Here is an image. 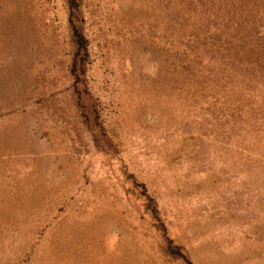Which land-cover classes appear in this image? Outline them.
Segmentation results:
<instances>
[{
	"label": "rangeland",
	"instance_id": "374dc122",
	"mask_svg": "<svg viewBox=\"0 0 264 264\" xmlns=\"http://www.w3.org/2000/svg\"><path fill=\"white\" fill-rule=\"evenodd\" d=\"M0 264H264V0H0Z\"/></svg>",
	"mask_w": 264,
	"mask_h": 264
},
{
	"label": "trees",
	"instance_id": "16d2710c",
	"mask_svg": "<svg viewBox=\"0 0 264 264\" xmlns=\"http://www.w3.org/2000/svg\"><path fill=\"white\" fill-rule=\"evenodd\" d=\"M76 44L78 45V47H80V49H84V40L83 38L81 37L80 34H77L76 33Z\"/></svg>",
	"mask_w": 264,
	"mask_h": 264
}]
</instances>
